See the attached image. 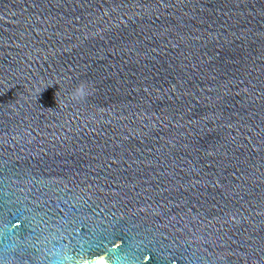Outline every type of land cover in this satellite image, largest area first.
<instances>
[{
  "label": "water",
  "instance_id": "95a60500",
  "mask_svg": "<svg viewBox=\"0 0 264 264\" xmlns=\"http://www.w3.org/2000/svg\"><path fill=\"white\" fill-rule=\"evenodd\" d=\"M156 250L264 264V0H0V264Z\"/></svg>",
  "mask_w": 264,
  "mask_h": 264
},
{
  "label": "flooded vegetation",
  "instance_id": "af4514ba",
  "mask_svg": "<svg viewBox=\"0 0 264 264\" xmlns=\"http://www.w3.org/2000/svg\"><path fill=\"white\" fill-rule=\"evenodd\" d=\"M98 228H106L108 229V231L110 232H113L114 234H117L118 231H120V226L118 225V223L116 224V222H112V221H108V220H99L98 222ZM99 236V235H98ZM100 237V236H99ZM99 241L102 242L99 238ZM101 248H109L110 247V242L109 243H104L103 246H100ZM128 250L127 249H124L123 252H127ZM151 255V258L156 261L157 263L159 264H162L164 262V259H162V254L160 253V250H156V252L154 253H150ZM172 259H176V257H172L170 258V260ZM173 261V260H172ZM170 262V261H169Z\"/></svg>",
  "mask_w": 264,
  "mask_h": 264
},
{
  "label": "clouds",
  "instance_id": "9594fccd",
  "mask_svg": "<svg viewBox=\"0 0 264 264\" xmlns=\"http://www.w3.org/2000/svg\"><path fill=\"white\" fill-rule=\"evenodd\" d=\"M89 95V85L86 82H81L77 84L71 93V98L73 100L85 99Z\"/></svg>",
  "mask_w": 264,
  "mask_h": 264
}]
</instances>
